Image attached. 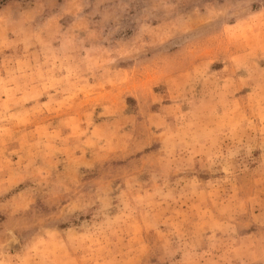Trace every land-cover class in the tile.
<instances>
[{
    "label": "rangeland",
    "instance_id": "374dc122",
    "mask_svg": "<svg viewBox=\"0 0 264 264\" xmlns=\"http://www.w3.org/2000/svg\"><path fill=\"white\" fill-rule=\"evenodd\" d=\"M0 264H264V0H0Z\"/></svg>",
    "mask_w": 264,
    "mask_h": 264
}]
</instances>
